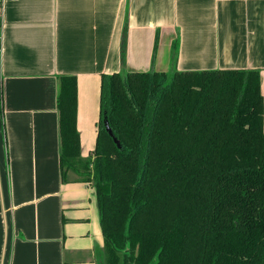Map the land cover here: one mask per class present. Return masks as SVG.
<instances>
[{
  "label": "crops",
  "instance_id": "obj_1",
  "mask_svg": "<svg viewBox=\"0 0 264 264\" xmlns=\"http://www.w3.org/2000/svg\"><path fill=\"white\" fill-rule=\"evenodd\" d=\"M1 48L0 264L104 258L95 188L60 175L59 76L82 157L103 73L257 70L264 108V0H2Z\"/></svg>",
  "mask_w": 264,
  "mask_h": 264
},
{
  "label": "trees",
  "instance_id": "obj_2",
  "mask_svg": "<svg viewBox=\"0 0 264 264\" xmlns=\"http://www.w3.org/2000/svg\"><path fill=\"white\" fill-rule=\"evenodd\" d=\"M57 108L61 179L93 180L101 264H264L257 70L101 74L96 144L87 157L76 126V76H59Z\"/></svg>",
  "mask_w": 264,
  "mask_h": 264
},
{
  "label": "water",
  "instance_id": "obj_3",
  "mask_svg": "<svg viewBox=\"0 0 264 264\" xmlns=\"http://www.w3.org/2000/svg\"><path fill=\"white\" fill-rule=\"evenodd\" d=\"M105 128H106L108 134L110 136H112V138H113L114 142L117 144V146H120L118 141H117V139L113 136L112 131H111V129H110V127H109V125H108V123L106 121H105Z\"/></svg>",
  "mask_w": 264,
  "mask_h": 264
},
{
  "label": "built area",
  "instance_id": "obj_4",
  "mask_svg": "<svg viewBox=\"0 0 264 264\" xmlns=\"http://www.w3.org/2000/svg\"><path fill=\"white\" fill-rule=\"evenodd\" d=\"M1 2L2 0H0V53L2 52V48H1Z\"/></svg>",
  "mask_w": 264,
  "mask_h": 264
},
{
  "label": "rangeland",
  "instance_id": "obj_5",
  "mask_svg": "<svg viewBox=\"0 0 264 264\" xmlns=\"http://www.w3.org/2000/svg\"><path fill=\"white\" fill-rule=\"evenodd\" d=\"M70 177H71V178H73V177H74V178H78V176L75 177V174H70ZM84 182H89V183L93 186V180H92V179L89 180V181H84ZM93 187H94V186H93Z\"/></svg>",
  "mask_w": 264,
  "mask_h": 264
}]
</instances>
